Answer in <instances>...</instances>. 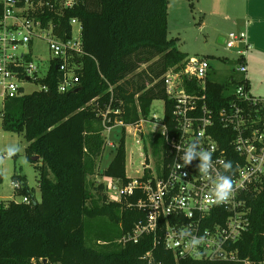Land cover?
<instances>
[{
  "label": "trees",
  "instance_id": "obj_1",
  "mask_svg": "<svg viewBox=\"0 0 264 264\" xmlns=\"http://www.w3.org/2000/svg\"><path fill=\"white\" fill-rule=\"evenodd\" d=\"M168 2L78 0L74 7L59 12L55 7H42L39 18L58 24L54 33L61 39L71 34V19L80 23V81L70 91H57L59 72L51 64L46 76L38 80L47 90L4 103L2 127L25 139V155L38 171L40 199L22 177L12 176L15 195L27 197L28 202L0 201V264H147L142 257L148 251L161 264H242L176 259L161 244L153 248L151 235L122 243L99 238L105 235L100 231L98 247L85 243V218L107 217L119 224V240L144 219L142 210L127 205L137 201L138 192L118 202L109 201L104 183L94 187L90 177L96 174L105 149L98 109L105 110L110 104L119 112L110 116L126 124L147 116L154 100L166 99L164 74L180 68L187 57L168 39ZM142 65L146 67L139 70ZM238 82L234 76L222 82L208 76L209 103L218 107L226 103ZM150 147L158 156L165 143L156 137ZM125 166L123 129L112 160L100 174L125 185L130 181ZM246 205L249 225L234 246L240 258L259 264L264 262V185L247 197Z\"/></svg>",
  "mask_w": 264,
  "mask_h": 264
},
{
  "label": "built area",
  "instance_id": "obj_2",
  "mask_svg": "<svg viewBox=\"0 0 264 264\" xmlns=\"http://www.w3.org/2000/svg\"><path fill=\"white\" fill-rule=\"evenodd\" d=\"M0 3L2 109L7 100L28 94L26 83L38 85L31 92L47 90L38 80L46 76L51 64L59 72L57 91L67 92L77 87L81 68L77 57L82 47L81 34L74 36L73 24L78 23L81 32L80 23L71 19V34L61 39L54 33L59 25L52 19L43 23L39 16L43 6L55 7L59 12L74 7L78 0H0ZM34 38L47 43L49 58L44 71H40L32 58ZM222 40L226 48L235 50L234 71L239 81L223 105L209 103L206 83L211 66L207 57L195 56L186 57L180 68L169 69L164 74L166 99H162L161 115L149 112L135 123L126 124L110 116L119 113L112 110L110 104L105 110L98 109L103 132L110 133L111 129L119 127L121 135L124 129L125 138L128 133L134 136L140 153L153 155L150 141L156 137L165 143V150L158 156L153 155L157 160L151 163L146 155L135 169L139 174L129 177L127 184L103 177L109 201L118 202L138 192L137 201L127 205L145 213L144 219L118 242L135 243L143 235H151L153 248L161 244L176 259L253 264L248 258H240L234 245L249 225L246 199L264 185V99L249 91L247 32H231ZM208 151L211 156L205 160L204 154ZM230 161L231 168L225 171ZM226 176L236 182L234 194L225 203H213L209 198L211 189L219 178ZM21 201L27 203L28 199L22 197ZM142 258L147 264H161L153 261L151 251Z\"/></svg>",
  "mask_w": 264,
  "mask_h": 264
},
{
  "label": "rangeland",
  "instance_id": "obj_3",
  "mask_svg": "<svg viewBox=\"0 0 264 264\" xmlns=\"http://www.w3.org/2000/svg\"><path fill=\"white\" fill-rule=\"evenodd\" d=\"M171 7L167 16V36L173 40L179 51L186 54L187 57L204 56L207 57L211 66L209 78L215 82H222L228 79L230 74H235L236 53L234 49L226 48L223 43L218 42V37H226L229 33H239L245 31L242 21H237L236 25L232 20L240 15L243 8L242 0H230L228 7L222 6L219 13L208 15L211 11L209 0H168ZM180 1L184 8L174 7L173 4ZM169 3V2H168ZM228 16L229 19H226ZM79 24H73L74 36L79 35ZM33 60L39 65L40 71H44L46 62L49 58V50L44 39L34 38L32 41ZM142 65L140 69H144ZM26 93L38 88V85L32 83L24 84ZM264 99V97H259ZM163 108L162 99L154 100L150 105V114L161 115ZM2 106L0 105V201L16 199L21 200V196L14 193L15 181H12L13 175L22 177L28 187L34 188V195L37 200L40 199L38 188V171L31 163L24 152L26 146L25 139L15 132L4 130L1 124ZM105 137V149L103 156L97 167L95 175L90 179L94 187L102 183L103 177L101 171L112 160L115 147L120 137V128L114 127L111 132H102ZM134 136L128 133L125 138L126 152V170L127 176L135 178L139 173L135 172L140 162L144 161L146 155L151 163L157 160L150 153L143 151L140 153L135 145ZM111 143V145H109ZM10 153H14L11 154ZM18 182L21 184L22 181ZM95 192V188L93 189ZM85 243L90 247H98L96 239L100 231L104 236L99 237L106 240L117 242L120 235V225L110 221L107 217L85 218ZM111 240V241H112Z\"/></svg>",
  "mask_w": 264,
  "mask_h": 264
},
{
  "label": "crops",
  "instance_id": "obj_4",
  "mask_svg": "<svg viewBox=\"0 0 264 264\" xmlns=\"http://www.w3.org/2000/svg\"><path fill=\"white\" fill-rule=\"evenodd\" d=\"M242 3L243 8L240 15L232 20V24L236 25L237 21L244 19L242 23L250 43V49L246 57V78L249 91L255 97H264V0H242ZM209 4L211 11L207 12L208 15H217L222 6L228 7L230 5V0H209ZM170 7L171 3L169 1L168 13ZM174 7L183 9L184 5L180 1H176L173 4ZM226 19H229L228 16ZM219 38L222 37L219 36ZM230 76L237 77L236 74H230Z\"/></svg>",
  "mask_w": 264,
  "mask_h": 264
},
{
  "label": "clouds",
  "instance_id": "obj_5",
  "mask_svg": "<svg viewBox=\"0 0 264 264\" xmlns=\"http://www.w3.org/2000/svg\"><path fill=\"white\" fill-rule=\"evenodd\" d=\"M11 154L14 153H10V155ZM210 156L211 151H208L204 154V159L208 160ZM229 168H231V161L227 165H225V171H227ZM235 183L236 182L231 176L219 178L211 189L209 198L212 199V202L216 204L227 202L234 194Z\"/></svg>",
  "mask_w": 264,
  "mask_h": 264
},
{
  "label": "water",
  "instance_id": "obj_6",
  "mask_svg": "<svg viewBox=\"0 0 264 264\" xmlns=\"http://www.w3.org/2000/svg\"><path fill=\"white\" fill-rule=\"evenodd\" d=\"M218 42H219V43H222V42H223L222 38H219V39H218Z\"/></svg>",
  "mask_w": 264,
  "mask_h": 264
},
{
  "label": "bare ground",
  "instance_id": "obj_7",
  "mask_svg": "<svg viewBox=\"0 0 264 264\" xmlns=\"http://www.w3.org/2000/svg\"><path fill=\"white\" fill-rule=\"evenodd\" d=\"M234 84H235V83H234ZM234 84H233V85H234ZM233 85H232V86H233ZM234 87H235V86H234Z\"/></svg>",
  "mask_w": 264,
  "mask_h": 264
}]
</instances>
